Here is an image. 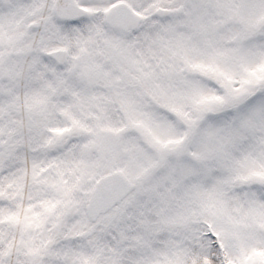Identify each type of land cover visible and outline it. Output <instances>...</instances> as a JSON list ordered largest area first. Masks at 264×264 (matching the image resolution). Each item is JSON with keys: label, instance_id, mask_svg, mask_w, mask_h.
Segmentation results:
<instances>
[{"label": "snow or ice", "instance_id": "1", "mask_svg": "<svg viewBox=\"0 0 264 264\" xmlns=\"http://www.w3.org/2000/svg\"><path fill=\"white\" fill-rule=\"evenodd\" d=\"M0 264H264V0H0Z\"/></svg>", "mask_w": 264, "mask_h": 264}]
</instances>
